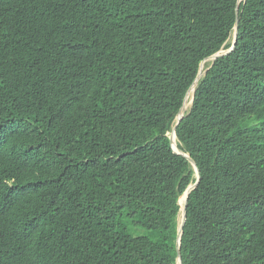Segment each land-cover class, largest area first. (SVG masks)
Returning a JSON list of instances; mask_svg holds the SVG:
<instances>
[{
    "label": "trees",
    "instance_id": "1",
    "mask_svg": "<svg viewBox=\"0 0 264 264\" xmlns=\"http://www.w3.org/2000/svg\"><path fill=\"white\" fill-rule=\"evenodd\" d=\"M238 8V15H237ZM264 264V0H0V264Z\"/></svg>",
    "mask_w": 264,
    "mask_h": 264
},
{
    "label": "water",
    "instance_id": "2",
    "mask_svg": "<svg viewBox=\"0 0 264 264\" xmlns=\"http://www.w3.org/2000/svg\"><path fill=\"white\" fill-rule=\"evenodd\" d=\"M238 35H239V28H238V21L236 23V26L234 28V35H233V38H234V42H233V46L232 48L227 51V52H219L217 54H214L212 55L211 57H209L206 61H213V60H216L218 58H221L225 55H228L230 54L234 49H235V45L237 43V38H238ZM205 63V62H204ZM204 63H202L201 65V69H200V73L198 75V77L196 78L195 82L193 83L191 89L188 91L187 95H186V98H185V101H184V104H183V107L179 113V115L177 116V119H176V125L174 126L173 128V131L170 135V140H171V144L173 145V148H174V136H176V129H177V126L179 124V122L181 121V119L185 116V111L187 110V107H188V100H189V97L192 93V96H191V103L194 99V93H195V89H196V86L199 82V79L201 78L203 72H202V69H203V65ZM177 137V136H176ZM174 152L177 153V154H180L182 156H184L186 159H188V161L191 163V165L194 167L196 173H197V181L195 184H193L192 186H190L187 191L185 192L183 198H184V201L183 203H181L179 201V204L181 206V216L179 218V227H178V235H177V241H176V250H177V254H178V257H177V261L179 264H182V260H181V240H182V236H183V233H184V227H185V224L187 222V206H188V201H189V195L190 193L198 186V184L200 183L201 181V173L197 167V164L195 163V161L188 155L180 152L179 150L177 151L175 148H174Z\"/></svg>",
    "mask_w": 264,
    "mask_h": 264
},
{
    "label": "clouds",
    "instance_id": "3",
    "mask_svg": "<svg viewBox=\"0 0 264 264\" xmlns=\"http://www.w3.org/2000/svg\"><path fill=\"white\" fill-rule=\"evenodd\" d=\"M241 1H245V0H239V3H240ZM237 15H238V8H237ZM237 21H238V25H239V19H238V18H237V20H236V23H237ZM235 26H236V25H235ZM234 28H235V27H234ZM238 28H239V27H238ZM233 35H234V31H233V34H232V40H231V41H232V45H231V47H230L229 49H227V50L222 49V50H220L219 52H221V51H223V52H227V51H229V50L232 48V46H233V42H234ZM238 36H239V35H238ZM237 41H238V38H237ZM236 44H237V43H236ZM235 48H236V45H235ZM234 50H235V49H234ZM234 50H233V51H234ZM233 51H232V52H233ZM219 52H217V53H219ZM232 52H231V53H232ZM217 53H216V54H217ZM231 53H230V54H231ZM228 55H229V54H228ZM225 56H227V55H225ZM207 59H208V58H207ZM207 59H206V60H207ZM206 60L204 61L205 63L203 62L204 65H203V69H202V72H203L202 76L206 73V70H205V66H206V64H207V63H210V62H214V61H216L217 59H216V60H213V61H211V60L206 61ZM201 65H202V64H201ZM200 69H201V67H200ZM199 73H200V70H199ZM198 75H199V74H198ZM202 76H201V78H202ZM197 77H198V76H197ZM201 78H200V79H201ZM200 79H199V80H200ZM198 83H199V82H198ZM197 85H198V84H197ZM196 88H197V86H196ZM190 89H191V88H190ZM195 91H196V89H195ZM194 95H195V93H194ZM191 96H192V93H191V95H190V97H189V100H188V103H189V104H188L187 110L185 111V116H186V112L188 111V109L192 107V104H193V101H194V99H193V101H192V103H191ZM185 116H184V117H185ZM184 117H183V118H184ZM183 118H182V119H183ZM176 119H177V118H176ZM182 119H181V121H182ZM181 121H180V122H181ZM180 122H179V124H180ZM179 124H178V126H179ZM175 125H176V123H175ZM175 125H174V126H175ZM178 126H177V128H178ZM173 128H174V127H173ZM172 131H173V129H172ZM172 131L168 134V138H169V140H170V135H171ZM176 131H177V129H176ZM176 136H177V133H176ZM176 136H175V137H176ZM176 138H177V151L179 150L180 152L184 153L183 151H181V150L178 148V137H176ZM170 142H171V140H170ZM171 147H172L173 152H174V148H173V145H172V144H171ZM174 153H175V152H174ZM175 154H177V153H175ZM184 154H186V153H184ZM177 155H180V154H177ZM186 155L190 156L189 154H186ZM181 156H182V155H181ZM183 157H184V156H183ZM184 158H185V157H184ZM187 160H188V159H187ZM189 163H190V162H189ZM190 164H191V163H190ZM191 166H192V165H191ZM192 167H193V166H192ZM197 167H198V166H197ZM193 169H194V167H193ZM194 170H195V169H194ZM199 171H200V170H199ZM195 172H196V171H195ZM196 177H197V173H196ZM196 181H197V180H196ZM195 183H196V182H195ZM195 183H194V184H195ZM192 185H193V184H192ZM192 185H191V186H192ZM189 187H190V186H189ZM189 187H188V188H189ZM186 191H187V190H186ZM186 191H185V192H186ZM185 192H184V194H185ZM184 194H182V195L180 196V198H179V201H180L181 203H183V201H184V198H183ZM190 194H191V193H190ZM189 196H190V195H189ZM182 199H183V201H181ZM178 204H179V202H178ZM179 205H180V204H179ZM187 207H188V206H187ZM180 211H181V206H180ZM180 216H181V213H180ZM180 216H179V218H180ZM181 241H182V240H181ZM181 260H182V256H181ZM176 264H179L178 261H176ZM182 264H183V262H182Z\"/></svg>",
    "mask_w": 264,
    "mask_h": 264
},
{
    "label": "bare ground",
    "instance_id": "4",
    "mask_svg": "<svg viewBox=\"0 0 264 264\" xmlns=\"http://www.w3.org/2000/svg\"><path fill=\"white\" fill-rule=\"evenodd\" d=\"M174 148L177 150V138L174 136ZM181 201H183V199L181 200Z\"/></svg>",
    "mask_w": 264,
    "mask_h": 264
}]
</instances>
